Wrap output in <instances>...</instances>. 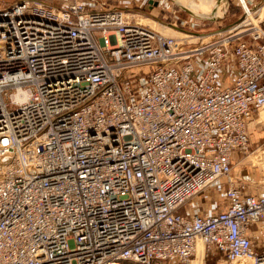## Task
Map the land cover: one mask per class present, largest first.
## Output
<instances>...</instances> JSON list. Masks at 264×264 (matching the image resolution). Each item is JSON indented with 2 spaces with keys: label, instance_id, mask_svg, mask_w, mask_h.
Returning a JSON list of instances; mask_svg holds the SVG:
<instances>
[{
  "label": "built area",
  "instance_id": "2783aa9c",
  "mask_svg": "<svg viewBox=\"0 0 264 264\" xmlns=\"http://www.w3.org/2000/svg\"><path fill=\"white\" fill-rule=\"evenodd\" d=\"M151 2L170 8L0 0V264H192L199 243L264 264V191L232 175L264 115V17L178 41L138 21Z\"/></svg>",
  "mask_w": 264,
  "mask_h": 264
},
{
  "label": "rangeland",
  "instance_id": "374dc122",
  "mask_svg": "<svg viewBox=\"0 0 264 264\" xmlns=\"http://www.w3.org/2000/svg\"><path fill=\"white\" fill-rule=\"evenodd\" d=\"M1 1H5L6 4H9L15 0H1ZM120 1L129 5V0H128V2H127V0H120ZM250 1H251V3H250ZM170 2H172V1H170ZM170 2H168L169 6H167V7H170L168 10L166 8L165 9L155 8V9H151V10L148 9L146 11L149 14L148 15H145V14L138 15V19L140 21H142V23H144V24H149L154 29H156L158 27L157 24L154 23V21L144 19L142 16L154 17V18L160 19V20L166 22L167 25H170L173 27L174 26L180 27L183 30H185L187 32H191L193 34L194 33L195 34H197V33H212V32L218 31V30H222V29L235 28V26L238 25L241 20L243 21L244 11H243L242 6H245L247 4L246 3L244 5H241L239 0H232L230 8H229V13L227 14V16L225 18H221L217 21H206V20L196 19V18L191 17L186 12L181 10L176 4H174L173 2L172 3H170ZM263 2H264V0H248V3L251 4L250 6H257L260 3L262 4ZM172 4H174L176 6V8H178L177 12H174L175 7ZM249 10H251V9L249 8ZM156 30H158V28ZM158 31H160V30H158ZM166 33H165V35L171 36V37H177V38L186 37V36H180V35H176V34H166ZM196 37H197V35H196ZM193 38H189V39H193ZM259 118L260 119L264 118V115H262L260 117V115L256 113L254 116V119L250 123V133H251V142H252L250 152L248 154H245V155L239 154L238 157L234 158V162H233L234 165H233L232 175H234L236 177L238 176V177H240L244 180H248V181L250 179V181L248 182L250 186H248L246 188L247 193H255V192L260 193V192L264 191V182H263L264 179H263V175H262V174H264V168H263V165H262V167L256 166L257 158H256V154H254L257 151V149H262V150L264 149V121L258 122ZM261 120H263V119H261ZM253 178H255L256 180H254ZM262 179H263V181H262ZM221 182H222L221 185H219L215 188L207 189L206 197L208 198V202H210V204L208 205L209 208L207 210L213 209L214 206H217L219 208L224 209V207L221 206V203H222V198H223L224 193H225V189L227 188L226 178H222ZM208 193L210 196L207 195ZM198 199L201 200V199H204V197L200 196V197H198ZM214 200H216V201H214ZM259 225L261 227H264V221L259 223ZM256 228L259 230L258 226H256ZM253 230H255V229H253ZM260 232H262L261 235H264L263 230ZM258 240L254 241L255 246L256 247L264 246V239L261 240L260 242ZM261 244H263V245H261ZM259 252L261 253V251H259ZM219 259H221L220 256H217L216 258L209 256L206 258V264H216L217 260H219ZM131 262H123L122 264H138V263H135L133 261H131ZM191 263L192 264H200V262L198 260V256L197 257L193 256L191 259ZM239 263H241V262H239ZM160 264H176V263L164 262V263H160Z\"/></svg>",
  "mask_w": 264,
  "mask_h": 264
},
{
  "label": "bare ground",
  "instance_id": "6f19581e",
  "mask_svg": "<svg viewBox=\"0 0 264 264\" xmlns=\"http://www.w3.org/2000/svg\"><path fill=\"white\" fill-rule=\"evenodd\" d=\"M216 1L217 0H179L180 4H182L186 8L190 9L191 11H193L197 14H201L204 16L209 15L212 12L214 13V7L216 5ZM231 1L232 0L223 1L222 3L219 4L218 8H216V11H215L216 17H223L224 16V18H225L227 16V14L229 13ZM239 1H240L241 5H244L246 3L247 4L245 6H242L243 11H244V18H243V21L242 20L241 21L243 24L241 26H237L236 28H240L242 26L249 25L251 23L257 24L264 17V2L262 4L260 3L257 6H250L251 4L248 3V0H246V1L245 0H239ZM249 8L251 10H249ZM142 17L146 20L154 21V23H156L158 26L157 27L158 30H160L161 33L162 32L164 33L163 35H165V33L167 32L166 34H176V35H180V36H186V37L177 38V37H171V36L165 35L167 37H170V38L178 40V41H186L189 38H193L194 36L199 35V34H195V33L193 35V33H191V32L189 33V32H187L181 28L167 25L166 22H164L160 19L154 18V17H145V16H142ZM137 19H138V14H137ZM138 21H140V20L138 19ZM215 21H217V20H215ZM140 22L142 23V21H140ZM146 25H149V24H146ZM234 30H235V28L222 29V30H218V31H215L212 33L200 34L199 36L202 40H210L209 42H213V41L219 40L220 36L227 35L228 33L232 32ZM262 151H263L262 149H258L254 153V154H256V158H257V164H258L257 166H261V167L263 165L262 160H261L262 159L261 158ZM263 179H264V177H263ZM203 247H204V245L199 243V245L197 246V249H196V256H198V260H199L200 264H205V262H204V256H205L204 251L205 250ZM249 262H252V260H250ZM238 263L239 262H237V264Z\"/></svg>",
  "mask_w": 264,
  "mask_h": 264
},
{
  "label": "water",
  "instance_id": "95a60500",
  "mask_svg": "<svg viewBox=\"0 0 264 264\" xmlns=\"http://www.w3.org/2000/svg\"><path fill=\"white\" fill-rule=\"evenodd\" d=\"M172 1L174 4H176L181 10H183L184 12H186L188 15H190L191 17L193 18H196V19H202V20H206V21H215V20H219L221 18H224L223 17H216L215 15V11H216V8H218L219 4L222 3L223 1H229V0H217L216 1V5L214 7V13L212 12L211 14L209 15H201V14H197L193 11H191L190 9L186 8L185 6H183L182 4H180L179 0H170ZM152 4L148 6V8L151 10L153 9L154 6H157L158 5V2H151Z\"/></svg>",
  "mask_w": 264,
  "mask_h": 264
},
{
  "label": "crops",
  "instance_id": "0c3cea01",
  "mask_svg": "<svg viewBox=\"0 0 264 264\" xmlns=\"http://www.w3.org/2000/svg\"><path fill=\"white\" fill-rule=\"evenodd\" d=\"M127 2H128V0H127ZM121 3H124V2H122L121 1ZM136 14H138V15H142V14H145V13H140V12H137ZM145 15H148V14H145ZM150 16V15H149ZM178 28H180V27H178ZM182 29V28H181ZM190 33V32H189ZM197 34H204V33H197ZM194 35V34H193ZM239 156V154H236L235 156H234V158H236V157H238ZM256 166H257V164H256ZM244 180V179H243ZM248 181V180H247ZM249 181H250V179H249ZM248 181V182H249ZM262 181H263V179H262ZM264 182V181H263ZM228 186V185H227ZM207 195H209V193L207 194ZM210 196V195H209ZM207 198V197H206ZM214 201H216V200H214ZM210 204V202H208V198L205 200V201H203V203H202V205H203V207H205L206 208V210L209 208V205ZM253 229H255V230H253ZM252 230H253V236H254V240H258L259 242L261 241V240H263L264 239V235H261L262 234V232H260L257 228H256V226H253L252 227Z\"/></svg>",
  "mask_w": 264,
  "mask_h": 264
}]
</instances>
